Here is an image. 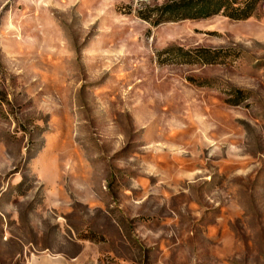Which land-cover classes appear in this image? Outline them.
I'll return each instance as SVG.
<instances>
[{"label":"rangeland","instance_id":"1","mask_svg":"<svg viewBox=\"0 0 264 264\" xmlns=\"http://www.w3.org/2000/svg\"><path fill=\"white\" fill-rule=\"evenodd\" d=\"M187 1L0 0V264H264V0Z\"/></svg>","mask_w":264,"mask_h":264},{"label":"trees","instance_id":"2","mask_svg":"<svg viewBox=\"0 0 264 264\" xmlns=\"http://www.w3.org/2000/svg\"><path fill=\"white\" fill-rule=\"evenodd\" d=\"M219 1L221 0H202L200 2L190 0L187 2L173 4L167 9H165L164 11H162V13L164 15L165 14L170 15L171 17H177V15L184 13L185 17L188 19L206 18L211 15L217 14L220 11L221 7L219 5L220 4ZM226 1H229V0H226ZM240 15H243L241 17H248L245 11H243L242 14ZM230 17H233V14H230ZM145 19H148V18H145Z\"/></svg>","mask_w":264,"mask_h":264},{"label":"crops","instance_id":"3","mask_svg":"<svg viewBox=\"0 0 264 264\" xmlns=\"http://www.w3.org/2000/svg\"><path fill=\"white\" fill-rule=\"evenodd\" d=\"M27 264H74V262L62 255L41 254L31 256Z\"/></svg>","mask_w":264,"mask_h":264}]
</instances>
